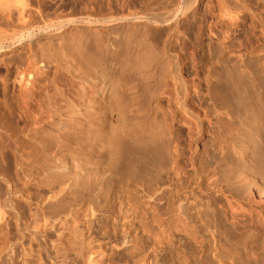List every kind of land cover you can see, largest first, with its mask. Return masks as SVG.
<instances>
[{"label":"bare ground","instance_id":"1","mask_svg":"<svg viewBox=\"0 0 264 264\" xmlns=\"http://www.w3.org/2000/svg\"><path fill=\"white\" fill-rule=\"evenodd\" d=\"M247 1L218 0L216 7L225 8L222 10L225 14L218 13L217 18H236L230 11L248 9ZM38 2L0 0V62L10 72L0 79L2 97L6 92L13 95L16 124L20 125V133L23 132V135H10L15 125L11 114L0 115V156L3 150L12 153L13 159L9 161L15 169L11 172L13 177L5 175L2 166L6 162L0 161V264H210L212 261L207 262L210 253L218 264L225 257L230 264H264L263 154H258L256 163L260 175L251 170L233 172L237 174L234 179L242 177L244 183L237 179L241 184H236L239 189L233 193L240 201L228 202L226 206L234 214L232 217L215 219V206L209 200L201 204L210 216H215L214 230L210 231L213 243L194 217V210L202 203L197 190H201L203 183L210 187L223 180L228 189L233 191L236 187L230 171L229 177L222 172L225 173L222 179L221 171L214 168L205 179L214 160L211 152L199 161V139L208 130L206 127H210L211 109L216 95L221 94L216 90L215 80L221 77V63L210 65L208 60L204 65L206 88L202 86V89L206 91L207 102L202 99L204 103L199 106L200 102L196 101L200 94L193 74L198 70L193 51L195 42L191 37L179 40L178 10L147 16L144 23L140 22L143 31L141 28L113 36L104 32L108 37L103 38L99 30L110 25L108 18L54 20L48 5L43 4V10ZM183 2L180 14L190 17L186 13L196 0ZM255 11L250 16L263 42L254 46L246 31L248 36L244 33L241 44L252 56L242 60L239 53L236 58L244 68L237 67L239 61L234 59L237 64L226 71L227 79L236 78L239 86L242 83L251 100L245 98L244 103L250 101L257 106L253 105L250 120L251 115L247 116L250 111L246 112L248 102V109L242 110L247 113L244 112L243 125L235 128L242 141L231 150L238 156L247 154L252 147L250 135L257 136L261 132L258 126L264 124V118L259 115L262 111L259 105L264 103V15ZM191 19H195L194 15ZM136 21L139 20L131 21L132 25ZM70 26L75 32L70 30L67 34ZM161 27L168 32L158 38L159 34L155 33ZM222 33L227 37L228 31ZM217 116L221 115L217 113ZM211 131H207L208 136H212ZM229 138H220L221 149L227 146ZM29 140L36 144L40 141L43 148L32 145V141L28 143ZM254 140L260 143L256 147L259 153L264 151L263 137L258 135ZM14 142L19 143V148L16 144L13 148ZM44 148H48V155ZM67 149L75 154L88 150L92 155L87 153L90 156L87 159L83 156L86 160L82 164L77 162L79 157L73 159L74 154L71 157L68 153V158L62 153ZM237 213L248 215V223L243 224ZM254 242L261 244V251L252 247Z\"/></svg>","mask_w":264,"mask_h":264},{"label":"rangeland","instance_id":"2","mask_svg":"<svg viewBox=\"0 0 264 264\" xmlns=\"http://www.w3.org/2000/svg\"><path fill=\"white\" fill-rule=\"evenodd\" d=\"M41 0H39V2L38 3H40V4H38V6L39 7H41L40 9H42L43 8V10H44V6L45 5H48L47 7H49L50 9H48L49 10V12L51 13V17L53 16H55L53 19L54 20H56L57 18L58 19H60V20H67V19H80V18H86L87 17V19H90V18H92V19H90V20H100V18H103V19H107L108 18V20H110V25H108V26H106L105 28H103V29H100L99 31H100V33L101 34H103L104 35V37L103 38H106V37H108V36H113L114 34H124L123 33V31L126 33V32H129V31H132V32H136V31H140L141 30V28H142V26H143V24H140V22L141 23H144L145 21L144 20H146V18H147V16H148V18H151L153 15H155V14H157V13H159V11H160V13L162 12V14H164L165 15V13H169V10H174V11H177L178 10V12H179V16H180V18H181V22H180V30L178 31V38H179V40H189L190 38L189 37H191V40H193L195 43H194V45H193V51H194V54H195V64H196V67L198 68V70H194V82L197 84H195L197 87H196V89H197V92L201 95V97H200V95L198 96L199 97V101H198V98H197V101H196V103H199L200 102V104H198L199 106L201 105V103L203 104L204 102H207L205 99V92L206 91H204L203 89H205L206 88V85L204 84L205 83V69H206V66H204V65H207V62H209V64L211 65H217V63H221L219 66V68H220V71H221V77L220 78H217V77H219L218 76V74L217 75H215V77L217 78V79H215V80H217L216 81V83L218 84H216V87H218L216 90H218V92L219 93H221L220 94V96H221V98H219L220 96H218L219 94H218V92L216 91V93L218 94V95H216L217 96V98H215V103H214V105H212V106H214V108L213 109H211V116H210V119H209V126L210 127H206V129H208L209 131H211L210 133H212V136H208L207 135V131L205 132V135L202 137V138H200L199 139V155H198V157H200L199 158V161L202 159H204V157L206 156V155H208V154H206V153H209V152H211L212 153V155L214 156V160L213 161H211L212 162V164H210V166L208 167L210 170H207V172L205 173V179H207L208 177H210V175H212V173L211 172H213V170H214V168H216V170L218 171H221V177H222V179H223V175L222 174H225V173H228V171H230V175L231 174H233V176H231V177H233L232 178V180L234 179V176H236L237 174L236 173H240L241 171L243 172H248V171H252L254 174H256L257 173V176L258 175H260V171H259V167H258V165H256V163L258 162V159H259V157H260V155L261 154H263L264 155V151H260V153H259V151L256 149V147L258 146V144H260L259 142H257V141H255L254 139H256L257 138V136L258 135H260V137L262 138L263 137V139H264V128H262V127H264V124L262 125L261 124V126H258V129H260V131L258 130V135L256 136L255 134V136L254 135H250V137L251 138H249V142H250V144H251V149L250 150H248L247 151V154L245 155V156H238V155H234L233 154V152H232V146L235 144V146L236 147H238V145H240L241 144V141H242V135H236L235 134V128H240L243 124H242V122H243V119H244V116H245V113L247 112H249L250 111V113L247 115V113H246V115L247 116H249V115H251V111L253 110V107L256 105V104H254V103H252V104H250V99H248V96L246 95V91L244 92V90L245 89H243L244 87H242L243 85H242V83H240V86H239V84H237V81L235 80L236 78H234V80H233V78L231 79V77L230 78H228L227 79V70H229L230 69V71H231V68L234 66V63H235V65L237 64L235 61H239V63L236 65L237 67L238 66H240V64H242L240 61V59H241V56H242V60L243 59H245V57H250V56H252V54H250V52H249V50H246L245 48H242L243 47V44H241V43H243V40H244V38H245V34L247 35V33L248 34H250L249 35V38H250V40L251 41H253L254 43H253V45L255 46L257 43V46L260 44V43H262L263 42V39L262 40H260L259 38H262V36L260 37L259 36V34H257L258 33V31H257V29H255V27L254 26H256V24L254 25L253 23H252V16H250L251 15V12L254 14V11L255 12H258V13H260V12H263L262 13V15H264V0H245V1H247V2H245L246 3V5H248L247 6V8L248 9H237V11H235L236 13H238V11H239V13L238 14H235V12L233 11V10H235V9H233L232 10V8H230V7H232V5L233 4H231L230 5V7L228 8V10L230 11V10H232V11H230V13L231 12H233L232 13V15L234 14L235 15V17L236 18H232V20H230V19H228V16L227 17H224L222 20L221 19H218L219 18V14H225V12L223 13V11H225V10H223V9H225V8H222V10H221V8H219L218 6L216 7V3H218V0H216V1H214V0H209V2H208V0H196V2L195 3H193V5L190 7V9H189V12L188 13H186L187 14V16H188V14H191V15H189L190 17H186V16H182V13L180 14V12H181V10H182V5H183V1H185V0H173V1H171V0H42V2H40ZM214 1V2H213ZM161 2V3H160ZM258 2V3H257ZM42 3V4H41ZM50 3H51V5H50ZM167 3V4H166ZM169 3V4H168ZM174 5H173V4ZM204 3H205V5H204ZM44 4V6H42ZM171 4V5H170ZM212 4V5H211ZM261 4V5H260ZM41 5V6H40ZM50 5V6H49ZM170 5V6H169ZM204 5V6H203ZM213 6L214 5V7H211V6ZM254 5V6H253ZM263 5V6H262ZM37 6V5H36ZM257 6V7H256ZM46 7V6H45ZM149 7V8H148ZM164 7V8H163ZM166 7H168V9L166 8ZM208 7V8H207ZM234 7V6H233ZM251 7H252V9H251ZM256 7V8H255ZM52 8V9H51ZM147 8V9H146ZM152 8V9H151ZM180 8V9H179ZM215 8V9H214ZM218 8L220 9V10H218ZM242 8V7H241ZM263 8V9H262ZM158 9V10H157ZM217 9V10H216ZM261 9V10H260ZM154 10V11H153ZM180 10V11H179ZM216 10V11H215ZM227 10V9H226ZM143 11V12H142ZM148 11V12H147ZM153 11V12H152ZM166 11V12H165ZM220 11V12H219ZM229 11H226V12H229ZM245 11V12H244ZM163 12H165V13H163ZM212 12V13H211ZM244 12V13H243ZM56 13V14H55ZM139 13V14H138ZM151 13V14H150ZM154 13V14H153ZM159 13V14H160ZM219 13V14H218ZM249 15H248V14ZM58 14H59V16H58ZM153 14V15H152ZM166 14V15H167ZM218 14V15H217ZM221 14V15H222ZM242 14V15H241ZM261 14V13H260ZM88 15V16H87ZM89 15H90V17H89ZM140 15V16H139ZM177 15H178V13H177ZM192 15H194V18L195 19H191V17H192ZM200 15V16H199ZM210 15V16H209ZM229 15H231V14H229ZM233 15V16H234ZM248 15V16H247ZM215 16H216V18H215ZM68 17V18H67ZM71 17H73V18H71ZM97 17V18H96ZM123 17V18H122ZM128 17V18H127ZM130 17L132 18L133 17V19H130ZM182 17H183V19H182ZM206 17V18H205ZM213 19H212V18ZM218 17V18H217ZM63 18V19H62ZM128 20H127V19ZM145 18V19H144ZM226 18L228 19V20H226ZM119 19V20H118ZM120 19H122V20H120ZM233 19H235V20H233ZM114 20V21H113ZM133 20H139L138 22L136 21L135 23H133V25H132V22L131 21H133ZM195 20V21H194ZM220 20V21H219ZM226 20V21H225ZM230 20V21H229ZM189 21V22H188ZM218 21V22H217ZM232 21V22H231ZM249 21V22H248ZM127 22V23H126ZM131 24H130V23ZM209 22H210V24H209ZM222 22V23H221ZM237 22V23H236ZM137 23V24H136ZM198 23H199V25H198ZM218 23V24H217ZM252 23V24H251ZM118 24V25H117ZM126 24V25H125ZM186 24V25H185ZM220 24V25H219ZM115 25V27H113ZM129 25H131V27L129 26ZM136 25H138V28H136L137 26ZM182 25V26H181ZM121 26V27H120ZM125 26V27H124ZM129 26V27H128ZM218 26V27H217ZM253 26V28L251 29V27ZM113 27V29H111ZM72 28V26H70L69 28H68V32H67V34L70 32L71 33V31H73V33L75 32V29L73 28V29H71ZM129 30H128V29ZM183 28V29H182ZM229 28V29H228ZM236 28V29H235ZM248 30H247V29ZM124 29V30H123ZM130 29H132V30H130ZM134 29H135V31H134ZM137 29V30H136ZM71 30V31H70ZM117 30V31H116ZM119 30V31H118ZM126 30H128V31H126ZM164 30V31H163ZM208 30H209V32H208ZM219 30H220V32H219ZM251 30V31H250ZM255 30V31H254ZM98 31V30H97ZM98 31V32H99ZM113 31V32H112ZM141 31H143V28H142V30ZM228 31V33H226ZM231 31V32H230ZM245 31V32H244ZM246 31H247V33H246ZM249 31H250V33H249ZM65 32V33H66ZM108 33L107 35L105 34V33ZM161 33V36H160V33ZM159 32H156L155 33V35L157 36V34H159L158 36V38H163V36H165L166 34H167V30L165 29V27H161V30L159 31ZM202 32V33H201ZM222 32H225L226 34H227V37H226V35L224 34V33H222ZM253 32V33H252ZM69 33V34H70ZM93 33H95V32H93ZM99 33V35H100V37H102L103 35H101ZM212 33H215L214 34V36H213V34ZM218 33H222V34H219V35H221V36H218ZM245 33V34H244ZM252 33V34H251ZM232 34V35H231ZM237 36H236V35ZM218 36V41L216 40V38H217V36ZM240 35V36H239ZM215 39H212V37ZM216 36V37H215ZM225 36V37H224ZM248 36V35H247ZM256 36V37H255ZM258 36V37H257ZM224 37V38H223ZM157 38V37H156ZM209 38V39H208ZM243 38V39H242ZM241 39V40H240ZM253 39V40H252ZM255 39H258L259 41H255ZM213 40V41H212ZM224 41L223 43H225L224 45H223V43L221 42V41ZM211 42V43H209V42ZM216 41V42H215ZM237 41V42H236ZM260 41H262V42H260ZM218 42V43H217ZM220 42V43H219ZM231 42V43H230ZM260 42V43H259ZM217 43V44H216ZM229 43V44H228ZM238 44V46H237V44ZM215 44V45H214ZM220 44H222V46H225V47H220ZM210 46V45H212V46H210L209 48H208V46ZM214 45V46H213ZM218 45H219V48H218ZM224 48H225V50H224ZM200 49V50H199ZM208 49L209 50H211L210 52H207L208 51ZM230 49V50H229ZM240 49V50H239ZM244 49V50H243ZM243 50V51H242ZM221 53H220V52ZM241 51V52H240ZM244 51H246V52H244ZM212 52V53H211ZM215 52V53H214ZM231 52V53H230ZM208 53V54H207ZM212 54V55H210V54ZM218 53H220V54H218ZM242 54V55H240V54ZM252 53V52H251ZM218 54V55H217ZM240 55V59L238 60L237 58H236V56L237 57H239V55ZM247 54V55H246ZM204 55V56H203ZM217 55V56H216ZM246 55V56H245ZM1 57V56H0ZM215 57H217V58H215ZM235 57V58H234ZM205 58V59H204ZM210 58V59H209ZM251 58V57H250ZM198 59H200V60H198ZM207 59V60H206ZM216 59V60H215ZM234 59H236L235 61H234ZM263 60H264V58H262ZM209 60V61H208ZM203 63H202V62ZM205 61V62H204ZM222 61V62H221ZM234 61V62H233ZM2 62V61H1ZM0 62V79H1V77L2 76H9V74H10V72L9 71H7V69H6V67L5 66H3L4 64L3 63H1ZM197 62V63H196ZM199 62V63H198ZM212 62V63H211ZM217 62V63H216ZM223 62H225V63H223ZM205 63V64H204ZM214 63V64H213ZM223 63V64H222ZM233 63V64H232ZM2 64V65H1ZM208 64V65H209ZM199 65V66H198ZM222 65V66H221ZM233 65V66H232ZM201 66V67H200ZM201 69H200V68ZM240 67H243L244 68V66H240ZM5 68V69H4ZM227 68V69H226ZM243 68H241V69H243ZM241 69H239V72L240 71H242ZM199 70H203V71H199ZM6 73H5V72ZM227 71V72H226ZM229 71V72H230ZM4 72V73H3ZM7 72H8V74H7ZM197 72V73H196ZM201 72V73H200ZM204 72V73H203ZM224 72V73H223ZM196 73V74H195ZM226 73V74H225ZM7 74V75H6ZM204 75V76H203ZM12 75H10V77H11ZM3 78L4 77H2V80H3ZM7 78V77H6ZM9 78V77H8ZM12 78V77H11ZM204 78V79H203ZM225 78V79H224ZM198 79V80H197ZM230 79V80H229ZM2 80H0V115L1 114H4V112H5V114L6 115H4V116H8V115H10L11 114V116H10V118H12V121H13V123L15 124V125H17V126H15L14 125V127H15V129H14V127H13V132H12V134H10V135H23L22 133H20L21 131V128H19L20 127V125L17 123L16 124V122H18L17 121V117H15L16 116V113H15V111H16V103H15V99H14V97H13V95H11L9 92L5 95V94H3V97H2V93H4L3 92V88H2ZM221 81V82H220ZM224 81V82H223ZM230 81V82H229ZM234 81V82H233ZM234 83V84H236V85H234V84H230V83ZM236 82V83H235ZM201 83V84H200ZM200 84V85H199ZM223 84H224V86H223ZM232 85V86H231ZM202 86H203V89H202ZM235 86V87H234ZM205 87V88H204ZM229 87V88H228ZM231 87H233V88H231ZM199 89H201L202 91H199ZM230 90V91H229ZM261 90H263V89H261ZM225 91V92H224ZM202 92V93H201ZM228 92V93H227ZM238 92V93H237ZM259 92V91H258ZM226 93V94H225ZM262 93H264V91H262ZM11 96H10V95ZM202 94H204V95H202ZM241 94V95H240ZM7 97H5V96ZM222 95H223V97H222ZM224 95H226V97L224 96ZM245 95H246V97H245ZM5 97V98H4ZM241 97V98H240ZM243 97V98H242ZM5 99V101L6 102H4V99ZM201 98V99H200ZM218 98H219V100H220V102H219V100H218ZM245 98H247L248 100H250V101H248L247 99H246V101H248L249 102V104L248 105H250V106H248L247 105V103L248 102H246V103H244V100H245ZM263 98H264V95H263ZM12 99V100H11ZM205 100L204 102H202L203 100ZM218 101H217V100ZM221 99L223 100V101H221ZM242 99H243V103H244V105H243V103H242ZM227 102H226V101ZM225 101V102H224ZM214 102V101H213ZM217 102V103H216ZM4 103V104H3ZM7 103V104H6ZM219 103V104H218ZM6 104V105H5ZM225 104V105H224ZM227 104V105H226ZM246 104V105H245ZM254 105V106H253ZM4 106V107H3ZM8 106V107H7ZM13 106H14V108H13ZM228 108H227V107ZM232 106V107H231ZM243 107V109H242V107ZM246 106V107H245ZM247 106L249 107V110L248 111H246L248 108H247ZM252 106V107H251ZM259 106H261V107H259ZM258 107L260 108V109H262V111L264 110V103L262 104V105H259ZM3 107V108H2ZM221 107V108H220ZM223 107H225V108H223ZM245 107V108H244ZM251 107V108H250ZM255 107H257V106H255ZM6 108V109H5ZM218 108V109H217ZM231 108V109H230ZM247 108V109H246ZM5 109V110H4ZM240 109V110H239ZM244 109H246L245 111H242V110H244ZM8 111H10V113L8 112ZM219 111V112H218ZM239 111H241L240 113H239ZM261 110H260V113L261 114H259V115H261L262 116V118H264V116H263V112H262ZM215 112V113H214ZM238 112V113H237ZM243 112V113H242ZM245 112V113H244ZM9 113V114H8ZM217 113H219L221 116L218 118V116H217ZM263 113V114H262ZM14 114V115H13ZM243 114V115H242ZM235 115V116H234ZM14 116V117H13ZM216 116H217V118H216ZM223 116V117H222ZM240 117V118H239ZM221 118V119H220ZM242 118V119H241ZM249 119L250 118H253L252 117V115L250 116V117H248ZM14 119V120H13ZM222 120V121H220V120ZM16 120V121H15ZM240 120H241V122H240ZM251 120V119H250ZM264 119H262V121H263ZM235 121V122H234ZM262 121H261V123H262ZM204 123L206 124V123H208V121H204ZM212 123V124H211ZM217 124V125H215V124ZM240 123V124H239ZM263 123H264V121H263ZM225 124V125H224ZM228 124V125H227ZM260 124V123H259ZM18 125H19V127H18ZM221 125V126H220ZM251 125H253V124H251ZM220 126V127H219ZM225 127V128H224ZM230 127H231V129H230ZM259 127H261V128H259ZM228 128V129H227ZM18 129V130H17ZM262 129V130H261ZM216 130V131H215ZM222 130V132H219V131H221ZM225 131V132H224ZM229 133V134H228ZM214 134V135H213ZM224 134V135H223ZM231 134V135H230ZM234 134V135H233ZM220 135V136H219ZM221 135H222V137H221ZM206 136V137H205ZM208 136V137H207ZM253 136H254V138H253ZM223 137H227V138H231V140H229L228 142V144H227V146L224 148V149H221L220 148V145L219 144H221V142H222V139H223ZM234 137V138H233ZM208 138V139H207ZM220 138H222V139H220ZM229 138V139H230ZM232 138H233V140L235 141V139H236V141H235V143H234V141H232ZM240 138V139H239ZM213 139V140H212ZM239 139V143L237 142V140ZM241 140V141H240ZM30 141H32V140H29L28 141V143H30ZM213 141H215V142H213ZM232 143H231V142ZM32 142H34V143H31L32 145L34 144H36L35 142L36 141H32ZM40 142V141H39ZM39 142H37V144H36V146H37V148H38V145H39V148H41L43 145L41 144V142H40V144H38ZM209 142V143H208ZM211 142V143H210ZM219 142V143H218ZM262 144H264V141L262 140ZM15 142L12 144V146H13V148H14V146H15ZM31 144H29V145H31ZM237 144V145H236ZM219 145V146H218ZM231 147H230V146ZM16 146H17V148H19V143H17L16 144ZM203 146H205V147H203ZM214 146V147H213ZM255 146V147H254ZM203 147V148H202ZM210 149H209V148ZM212 147V148H211ZM218 147V148H217ZM236 147H235V149H236ZM43 148V147H42ZM202 148V149H201ZM206 148V149H205ZM217 148V149H216ZM45 149V148H44ZM47 149L48 148H46L45 149V151H44V153L47 151ZM201 149V150H200ZM205 149V150H204ZM256 149V150H255ZM207 150V151H206ZM216 150V151H215ZM220 151V152H218V151ZM230 150V151H229ZM6 151H8V150H6ZM6 151L5 150H3V156H2V153H1V156H0V158L1 157H4V158H1V163H3V161L2 160H4V162H6V163H4L3 165H4V167L2 166V169H3V173H5V175H8V174H10L9 175V177H13V175H14V173H11V172H13V171H15V169H13L14 167H13V164H12V159L13 158H11V154H10V152H9V154H8V152L6 153ZM49 151V155H50V150H48ZM203 151V152H202ZM205 151V152H204ZM213 151V152H212ZM224 151V152H223ZM85 152V151H84ZM83 152V154L82 153H77L76 152V154H75V152H73L71 149H67V151L65 152H62V153H64L65 155L67 154L68 155V153H70L71 154V157H73V155L72 154H74V157H73V159H76L75 158V156H77V157H79L78 159H79V161H78V159H77V162H80V163H82V164H84L85 162V160L88 158V157H90L92 154H91V152L89 153L88 152V150L86 151V153H84ZM218 152V153H217ZM254 152V153H253ZM6 153V154H5ZM47 153V155H48V152H46ZM62 153H60V155H63ZM87 153H89V155L87 154ZM213 153H215V155L213 154ZM226 153V154H225ZM231 153V154H230ZM256 153V154H255ZM78 154H80V156L78 155ZM204 154V155H203ZM206 154V155H205ZM225 155V156H221V155ZM258 154H260L259 155V157H258ZM5 155V156H4ZM87 155H88V157H87ZM232 155V156H231ZM45 156V154H43V157ZM83 156H85L86 157V159H84V157ZM217 158H216V157ZM45 157H48V156H45ZM68 158L70 157L69 155L67 156ZM83 157V158H82ZM224 157V158H223ZM234 157V158H233ZM237 157V158H236ZM258 157V158H257ZM11 159V161H9ZM239 159V160H238ZM6 160H8V161H6ZM82 160V161H81ZM201 160V161H202ZM232 160V161H231ZM216 161V162H215ZM218 161H220V163L218 162ZM8 162L10 163V164H8ZM210 162V163H211ZM218 162V163H217ZM226 162V163H225ZM227 162H229V163H227ZM79 163V164H80ZM234 164V165H233ZM238 164V165H237ZM258 164V163H257ZM7 165V166H6ZM12 165V166H11ZM212 165V166H211ZM221 165V166H220ZM6 166V167H5ZM10 166V167H9ZM219 168H218V167ZM211 167V168H210ZM256 167H258V168H256ZM10 168H11V170H10ZM244 168V169H243ZM8 169H9V172H8ZM221 169H223V171L221 170ZM238 169V170H237ZM243 169V170H242ZM256 169V170H255ZM258 169V170H257ZM227 172H226V171ZM5 171V172H4ZM6 171H7V174H6ZM236 172V173H233V172ZM238 171H240V172H238ZM250 171V172H251ZM259 171V172H258ZM222 172H225V173H222ZM232 172V173H231ZM13 174V175H12ZM210 174V175H209ZM235 174V175H234ZM216 176V175H215ZM226 176H228L229 177V173H228V175H226ZM226 176H225V178H226ZM241 176H243V175H241ZM224 178V179H225ZM241 179L242 177H237V178H235L234 180H233V184L235 185V190H233L232 191V189H228L225 185H223L224 183L222 182V181H217V182H214L213 184H211L210 185V187L209 186H206V183H203L202 184V187L203 186H205V187H201V190H197L199 193L198 194H200V197H201V200H202V203H200V204H198V208H196V210H194L195 212H196V214H194V217L198 220V223H199V225H200V229H201V231H204L206 234H207V238L208 239H210L211 241L213 240V236L211 235V233H210V231L212 232V230H214V228L212 227L213 225H212V219L214 220V218L213 217H215V219H217V218H219V220L220 219H222V217H227V219H229V217H232L231 215L233 214V213H231L229 210V208H227L228 206H227V204H228V202H236V201H240V199L238 200L237 198H238V196H237V194L236 193H233V192H235L237 189H239L238 188V186L236 185L237 183H238V185H240L241 184V182H240V180H238V182H236L237 181V179ZM243 179V178H242ZM242 179H241V181H242ZM235 181V182H234ZM243 183H244V180L242 181ZM216 183V184H215ZM218 183V184H217ZM0 184H1V182H0ZM220 184V185H219ZM2 185V184H1ZM233 185V186H234ZM0 187H2V186H0ZM209 187V188H208ZM214 187V188H213ZM217 189V190H216ZM228 189V190H227ZM207 190V191H206ZM205 191V192H204ZM204 193H206V194H204ZM210 193V194H209ZM218 193V194H217ZM230 193V194H229ZM233 193V194H232ZM223 194V195H222ZM211 195H213V196H211ZM231 195V196H230ZM204 196H206V197H204ZM225 196V197H224ZM212 199H211V198ZM227 197V198H226ZM229 198V199H228ZM204 200V201H203ZM209 200V201H208ZM208 201V203L210 204V205H212V207H214L215 206V209H216V211H217V213L215 214V216H210L209 215V212H207V211H205L206 209L204 208V206L203 205H201V204H203V202H207ZM213 201V202H212ZM213 203V204H212ZM215 204V205H214ZM242 204H245V203H242ZM225 205V206H224ZM30 206H33L32 204H30ZM202 206V207H201ZM224 206V207H223ZM227 206V207H226ZM219 207V208H218ZM205 210H204V209ZM96 209V208H95ZM224 209H226V210H224ZM219 210V211H218ZM223 210V211H222ZM207 212V213H206ZM219 212V213H218ZM224 213V214H223ZM226 213V214H225ZM238 214V215H237ZM236 214V216H238V218H242V221H243V224H245V223H248V220H247V222H246V219H248L247 218V216L248 215H241V213H237ZM240 214V215H239ZM198 217H197V216ZM221 215V216H220ZM223 215V216H222ZM234 215V214H233ZM225 217V218H226ZM244 217H245V220H244ZM224 219V218H223ZM209 220V221H208ZM241 221V222H242ZM201 222V223H200ZM240 222V223H241ZM245 222V223H244ZM239 223V224H240ZM242 224V223H241ZM242 224V225H243ZM240 226V225H239ZM219 227H221V225L219 224ZM213 228V229H212ZM225 228V227H224ZM206 229H207V231H206ZM221 229H223V227H221ZM210 235V236H209ZM211 237V238H210ZM209 240V242H211ZM212 243H213V241H212ZM211 243V244H212ZM255 244H253L252 245V247L254 248V246H255V250L257 251V252H259V251H261L262 250V246H261V244H259V242L257 243V242H254ZM259 246V247H258ZM258 248V249H257ZM209 255V256H208ZM207 255V259H209L210 261H208L207 260V262H211L210 264H218V260L216 259V258H214V256H211V255H213L212 253H210V254H208ZM209 257V258H208ZM214 259H212V258ZM224 258V257H223ZM226 258V259H225ZM224 259H223V262L222 263H224L225 261H227L226 262V264L227 263H229L230 264V262L227 260V257H225ZM216 259V260H215ZM215 261H216V263H215ZM218 261V262H217ZM214 262V263H213ZM221 263V264H222ZM34 264H38L37 262H35ZM207 264H209V263H207ZM225 264V263H224ZM232 264V263H231Z\"/></svg>","mask_w":264,"mask_h":264}]
</instances>
